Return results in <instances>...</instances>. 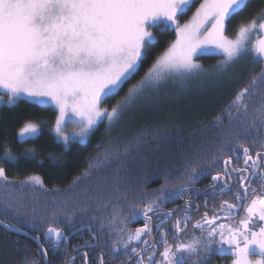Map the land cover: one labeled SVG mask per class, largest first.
Wrapping results in <instances>:
<instances>
[{
	"label": "snow or ice",
	"instance_id": "6c2138e0",
	"mask_svg": "<svg viewBox=\"0 0 264 264\" xmlns=\"http://www.w3.org/2000/svg\"><path fill=\"white\" fill-rule=\"evenodd\" d=\"M199 0H0V100L8 97L12 105L20 98H27L36 106L53 107L56 115L54 128L57 142L65 147L79 142L87 144L92 133L107 121L109 128L118 127L127 114L134 108L146 104L162 87L169 82L184 81L204 72L195 58L203 54L219 55L223 59L216 65L220 75L225 74L242 57L251 54L254 63L264 65V16L253 21L250 26L241 27L238 37L229 39L226 34L231 21L248 7L249 0H202L196 8L192 21L181 24L180 18L186 15ZM150 29L160 32L174 31L176 39L162 55L156 57L152 66L137 83L128 85L136 79L153 49L159 45L158 38ZM255 31L256 43L249 46L248 37ZM125 88L127 91L125 92ZM122 99L110 108L104 105L108 100ZM251 102V103H249ZM256 107L251 113L250 106ZM235 112L234 127L244 131L237 132L235 139L225 137L218 146L219 156H212L211 162L190 163L199 159L197 153L185 157L184 171L176 181L171 173L154 172L153 181L164 177L159 189L146 194L154 197L150 202L141 198L144 207L134 210L125 220L119 210L112 213L108 222L110 230H115L120 240H104V249L96 259L99 264L127 256L134 264H210L213 246L219 252L230 251L233 264H264V195L251 200L247 215L238 224L218 223L219 217H209L207 212L197 220L193 228L201 232L193 234L187 242L174 245L168 243V235L181 241V234L187 230L190 216L177 218L174 231L161 236L163 251H158L155 241L144 240L148 248L139 252L137 246L142 236L151 233L149 223L152 215H164L171 220L177 210L167 213L161 211L162 204L174 203L188 192L197 196L207 194L195 185L204 177L211 180L209 188L221 193L232 190L229 183L232 176L238 177V183L244 195H247V176L252 169L264 168V72L253 77L249 86L243 88L235 97L228 117ZM243 117V119H241ZM78 129L68 133V128ZM42 134L38 123H25L19 130V139L31 142ZM247 145V146H246ZM259 145L260 151L253 149ZM139 141L136 142V150ZM133 150L131 142H126L123 153L105 152L103 160L125 157ZM25 160H35V150L29 149L22 154ZM224 157H227L226 159ZM21 157L5 152L4 159L18 163ZM243 160L244 167H236L233 160ZM96 167H103L102 163ZM221 168L222 172L213 174L212 169ZM0 181L5 188L9 185L31 183L41 185L38 176L26 181H13L7 175L5 167H0ZM127 198L128 193L117 191ZM10 195V194H7ZM22 201H6L0 207V215L11 216L12 223L0 226L28 236L29 232L16 225L25 224L29 231H41L35 221L24 219L19 211ZM224 206L233 209L236 205L223 201ZM198 206L188 202L185 208ZM35 211V209H33ZM144 218L143 227L123 236L121 224L136 222ZM55 219V218H54ZM254 219L257 223H254ZM164 222H161L163 225ZM68 226L75 228L69 218ZM95 237L92 225H85ZM104 225H100L103 228ZM76 231L81 229L76 228ZM44 240L58 250L68 240L63 228L47 226L43 231ZM107 233H102L106 236ZM38 243L40 237L34 236ZM110 246V250H109ZM41 255L47 262L48 249L39 244ZM95 245L90 246L95 251ZM157 256L160 259H157ZM254 256L260 257L253 259ZM89 252L83 253L84 264H91Z\"/></svg>",
	"mask_w": 264,
	"mask_h": 264
},
{
	"label": "trees",
	"instance_id": "16d2710c",
	"mask_svg": "<svg viewBox=\"0 0 264 264\" xmlns=\"http://www.w3.org/2000/svg\"><path fill=\"white\" fill-rule=\"evenodd\" d=\"M261 16H264V0H249L247 9L231 21L226 34L230 38L235 37L241 27L250 26ZM182 18V21L187 20L188 13ZM155 32L159 45L153 49L143 69L128 87L137 83L152 66L156 57L162 55L176 39L174 31L160 32L155 29ZM247 57L246 63H240L239 60L225 74L220 75L216 65L221 62L222 56L201 55L197 60L205 69L204 72L184 81L169 82L146 104L129 112L118 127L110 129L105 121L91 134L87 144L75 142L68 147L57 142L52 130L57 115L54 108L36 106L23 99L9 105L8 98L4 95L0 100V167L6 168L10 180L26 181L29 177L38 176L42 186L17 183L5 188L0 181V207L6 201L23 202L24 206L19 211L25 220L35 221L41 231H29L25 224L16 226L22 227L32 236L40 237V242L48 249L49 264H70L78 252L81 254L72 264H84V252H89L88 259L91 264H99L96 257L104 249V240L111 238L117 243L120 240L116 231L108 227L112 213L119 210L126 220L132 211L144 207L142 197H145L146 202H150L154 197H147L146 194L159 189L164 183L163 176L153 181L152 173H171L173 181H176L184 171L185 157L189 153H197L199 159L194 158L187 162L210 163L212 156L220 155L217 149L225 137L234 140L237 132L244 131L242 127L233 126L236 123V113L233 112L231 117H228L227 113L231 110L236 95L249 86L253 77L264 72V65L257 66L251 54ZM123 95L124 92L119 97L108 100L104 106L110 108L117 100L122 99ZM256 107L258 105L250 106L249 119L251 113L259 115ZM29 122L38 123L42 134L31 142H24L17 137V132ZM126 142H131L133 149L126 157L120 155L119 159H102L109 150L113 154L123 153ZM29 149L35 150V160L23 159L22 154ZM260 150L257 145L252 151L254 154ZM5 152L21 157L19 162L6 161ZM98 162L103 164L102 168L96 167ZM233 165L244 167L242 159H234ZM218 171L222 172V169L213 167V174ZM244 175L247 176L246 186L249 189L244 199H236L238 194L244 193L237 182L238 177L233 175L229 181L232 185L231 191L221 193L211 190L210 178L204 177L197 182L195 188L206 191L207 194L197 196L195 192L190 191L174 203L162 204L161 211L165 213L177 211L170 221L164 215L150 213L151 219L148 223L149 228L152 223V234L142 236L137 251L148 248V245L143 243L144 240L150 243L155 241L157 250L163 251L161 236L174 231L172 225L176 219H183L186 215L191 217V221L187 230L181 234L182 240H173L169 234L167 238L170 245L187 242L193 234L200 236L201 232L194 229L193 225L205 212L209 217L217 215L218 223L238 224L247 215L251 200L264 195V168L252 169L251 174ZM118 190L121 193L127 192V198L118 195ZM223 201H228L236 207L228 209L224 206L221 210ZM188 202L197 205L198 210L196 207L185 208ZM13 214L14 210H10L9 216L0 215V220L10 224ZM69 218L75 228L68 226ZM254 223H257L255 219ZM89 224L93 229H100L95 232L96 238H93V234L85 227ZM102 224L104 227L100 228ZM143 224L144 218L139 217L132 223L121 224L117 221L114 227H123V236L126 239L128 232H135L137 228L143 227ZM49 225L63 228L68 236V240L61 244L58 250L53 249L44 240L42 233ZM76 228L81 230L76 231ZM102 233L107 235L102 236ZM92 245L96 246L95 251L90 250ZM217 247L213 246L210 264H219L223 257L228 261L233 259L230 251L222 253L216 250ZM105 259L109 260V264H125L129 261L127 256L111 261L108 254ZM157 259L160 257L157 256ZM134 261L135 258L128 264H134ZM0 264H44V258L35 241L0 226Z\"/></svg>",
	"mask_w": 264,
	"mask_h": 264
},
{
	"label": "rangeland",
	"instance_id": "374dc122",
	"mask_svg": "<svg viewBox=\"0 0 264 264\" xmlns=\"http://www.w3.org/2000/svg\"><path fill=\"white\" fill-rule=\"evenodd\" d=\"M199 2H202V0H199ZM199 2L198 3H196L195 4V6L188 12V18H187V20H184V21H182V17L180 18V23L183 25V24H187V23H190L191 21H192V18H193V16H194V14H195V11H196V8H198L199 7ZM150 31H152L153 32V34L154 35H156V32H155V29H150ZM238 35L239 34H237L235 37H233V38H230L229 36V39H233V40H235L237 37H238ZM256 37H257V33L255 32V31H253L250 35H249V37H248V41H249V46H251V44H255L256 43ZM203 55H211V54H203ZM216 56H219V55H216ZM223 58V57H222ZM247 60H248V57H247V55L246 56H244V57H242L241 59H240V63H246L247 62ZM195 62L196 63H198V60H197V58H195ZM5 97H7L6 95H5ZM8 98V97H7ZM20 99H23V100H26V101H29L27 98H20ZM8 101V100H7ZM53 108V107H52ZM58 114V113H57ZM21 129V128H20ZM19 129V130H20ZM19 130H18V132H17V137L19 138V136H18V133H19ZM74 130H76V131H78V129H74L73 127H69L68 128V133H71V132H73ZM55 134V133H54ZM56 137V136H55ZM78 253H81V252H78ZM230 256H232V255H230ZM260 257H258V256H254L253 257V259H259ZM233 264V259H231V260H227L225 257H223V259L219 262V264Z\"/></svg>",
	"mask_w": 264,
	"mask_h": 264
},
{
	"label": "water",
	"instance_id": "95a60500",
	"mask_svg": "<svg viewBox=\"0 0 264 264\" xmlns=\"http://www.w3.org/2000/svg\"><path fill=\"white\" fill-rule=\"evenodd\" d=\"M0 221H2V220H0ZM5 223V222H4ZM5 224H7V223H5ZM2 227V226H1ZM2 228H4V227H2ZM150 228L152 229V223H151V225H150ZM5 229V228H4ZM7 230V229H6ZM9 231V230H8ZM25 231V230H24ZM10 232H12V231H10ZM13 233H15V232H13ZM17 234V233H16ZM150 234H152V231H151V233ZM19 235H22V234H19ZM22 236H24V235H22ZM26 237H29L30 239H32L33 241H35L38 245L39 244H41V242L39 241V243L36 241V240H34L33 239V237L34 236H32L30 233H29V235L28 236H26ZM81 253H77V254H75V256L72 258V260H71V262H70V264H72L73 262H74V260L80 255ZM132 259H134V258H132ZM47 262H48V264H49V261H48V256H47ZM131 261H127L125 264H128V263H130ZM44 264H45V259H44Z\"/></svg>",
	"mask_w": 264,
	"mask_h": 264
}]
</instances>
